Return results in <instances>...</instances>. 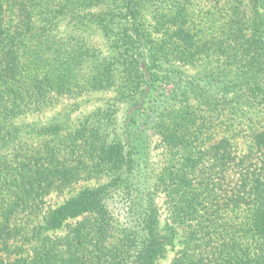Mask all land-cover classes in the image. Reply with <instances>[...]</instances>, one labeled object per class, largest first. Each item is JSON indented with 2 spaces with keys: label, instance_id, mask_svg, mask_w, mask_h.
I'll use <instances>...</instances> for the list:
<instances>
[{
  "label": "trees",
  "instance_id": "1",
  "mask_svg": "<svg viewBox=\"0 0 264 264\" xmlns=\"http://www.w3.org/2000/svg\"><path fill=\"white\" fill-rule=\"evenodd\" d=\"M0 264H264V0H0Z\"/></svg>",
  "mask_w": 264,
  "mask_h": 264
}]
</instances>
